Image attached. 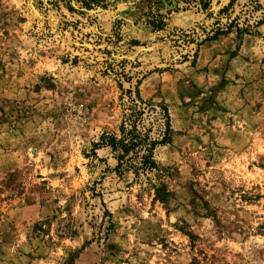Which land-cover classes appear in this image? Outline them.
I'll list each match as a JSON object with an SVG mask.
<instances>
[{
    "label": "rangeland",
    "instance_id": "1",
    "mask_svg": "<svg viewBox=\"0 0 264 264\" xmlns=\"http://www.w3.org/2000/svg\"><path fill=\"white\" fill-rule=\"evenodd\" d=\"M207 2L0 0V264H264V0ZM136 90L137 175L93 147Z\"/></svg>",
    "mask_w": 264,
    "mask_h": 264
},
{
    "label": "trees",
    "instance_id": "2",
    "mask_svg": "<svg viewBox=\"0 0 264 264\" xmlns=\"http://www.w3.org/2000/svg\"><path fill=\"white\" fill-rule=\"evenodd\" d=\"M80 6L86 9H91L94 7L103 6L105 0H75ZM149 1V0H146ZM208 0H198L199 5L202 6V9H205L207 6ZM162 4V1H160ZM232 6V1L228 4L227 7L223 8L220 13H224ZM264 23V19L256 22L255 26H260ZM156 27V26H155ZM159 26H157L158 28ZM231 26L226 28V31L216 30L214 35L210 40H215L218 36L227 34L230 31ZM249 30L246 28L238 29L237 36L239 37L242 33L247 34ZM135 98L131 101L132 106L128 108V114L123 116L121 124L118 128V136L114 133H103L99 136L98 141L93 144V147H107L114 153H117V167L116 169L121 168L122 162L127 159L126 164L131 168L135 175L140 173H149L159 170V167L153 161V151L156 147L168 145L171 142L172 130L169 121V115L167 109L163 107L161 109L164 127L163 131L160 134V138L152 139L149 136V130H142L139 125H141V116L146 110L152 108V104L148 102H142L139 99L137 90L135 91ZM152 105V106H151ZM131 156V157H128ZM155 198L163 200L168 197V192L166 187L163 184H158L153 186Z\"/></svg>",
    "mask_w": 264,
    "mask_h": 264
}]
</instances>
